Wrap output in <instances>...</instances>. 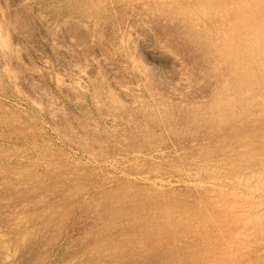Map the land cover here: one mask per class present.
<instances>
[{"label": "rangeland", "instance_id": "1", "mask_svg": "<svg viewBox=\"0 0 264 264\" xmlns=\"http://www.w3.org/2000/svg\"><path fill=\"white\" fill-rule=\"evenodd\" d=\"M263 12L0 0V264H264Z\"/></svg>", "mask_w": 264, "mask_h": 264}, {"label": "bare ground", "instance_id": "2", "mask_svg": "<svg viewBox=\"0 0 264 264\" xmlns=\"http://www.w3.org/2000/svg\"><path fill=\"white\" fill-rule=\"evenodd\" d=\"M8 1H10V0H8ZM105 1H106V0H105ZM134 1H135V0H134ZM136 1H137V0H136ZM164 1H165V0H164ZM240 1H241V0H240ZM92 2H93V1H92ZM119 2H120V1H119ZM181 2H182V1H181ZM198 2H199V1H198ZM198 2H197V3H198ZM238 2H239V1H238ZM243 2L245 3V1H243ZM256 2H257V1H256ZM82 3H83V2H82ZM107 3H108V2H107ZM213 3H214V2H213ZM216 3H217V2H216ZM230 3H231V2H230ZM232 3H233V2H232ZM260 3H261V5H262V1H261ZM92 4H94V3H92ZM155 4H156V3H155ZM155 4H154V6H155ZM246 4H247V3H246ZM254 4H255V3H254ZM36 5H37V4H36ZM99 5H100V4H99ZM111 5H112V4H111ZM127 5H128V4H127ZM127 5H126V6H127ZM204 5H205V4H204ZM226 5L228 6V4H226ZM240 5H242V4L240 3ZM261 5H259V6L261 7ZM108 6H109V5H108ZM155 7H156V6H155ZM228 7H229V6H228ZM237 7H238V6H237ZM252 7H253V6H251V8H252ZM86 8H87V7H86ZM100 8H101V7H100ZM147 8H148V7H147ZM149 8H150V7H149ZM81 9H82V8H81ZM207 9H209V8H207ZM218 9H219V7H218ZM242 9H243V8H242ZM242 9H241V10H242ZM102 10H103V9H102ZM180 10H181V9H180ZM203 10H204V9H203ZM245 10H246V9H245ZM245 10H244V11H245ZM40 11H41V10H40ZM84 11H85V10H84ZM208 11H209V10H208ZM216 11H217V10H216ZM232 11H233V10H232ZM229 12H230V11H229ZM234 12H235V11H234ZM254 12H255V11H254ZM254 12H252V15H253ZM103 13H104V12H103ZM199 13H200V12H199ZM256 13H257V12H256ZM258 14H259V13H258ZM263 14H264V12H263ZM27 15H28V14H27ZM84 15H85V14H84ZM104 15H105V14H104ZM171 15H172V14H171ZM201 15H202V14H201ZM213 15H214V14H213ZM28 16H29V15H28ZM199 16H200V15H199ZM205 16H206V15H205ZM180 17H181V16H180ZM201 17H203V16H201ZM242 17H243V16H242ZM249 17H250V16H249ZM249 17H248V18H249ZM72 18H73V17H72ZM262 18H263V17H262ZM45 19H46V18H45ZM77 19H78V18H77ZM184 19H185V18H184ZM187 19H188V18H187ZM236 19H237V18H236ZM244 19H245V16H244ZM250 19H251V18H250ZM263 19H264V18H263ZM248 20H249V19H248ZM248 20H247V21H248ZM260 20H261V19H260ZM260 20H259V21H260ZM250 21H252V19H251ZM253 21H254V19H253ZM263 21H264V20H263ZM39 22H40V21H39ZM194 22H195V21H194ZM261 22H262V20H261ZM261 22H260V23H261ZM207 23H208V22H207ZM236 23H237V22H236ZM262 23H264V22H262ZM186 24H187V23H186ZM186 24H185V25H186ZM232 24H234V23H232ZM239 24H240V23H239ZM253 24H254V23H253ZM192 25H193V24H192ZM196 25H197V24H196ZM214 25H216V24H214ZM223 25H224V24H223ZM244 25H245V24H244ZM251 25H252V24H251ZM251 25H250V26H251ZM262 25H264V24H262ZM262 25L260 24L261 27H262ZM65 26H66V25H65ZM83 26H84V25H83ZM146 26H147V25H146ZM193 26H194V25H193ZM200 26H201V25H200ZM219 26H220V25H219ZM225 26H226V25H225ZM85 27L87 28L86 25H85ZM194 27L196 28V26H194ZM202 27H203V26H202ZM221 27H222V26H221ZM251 27H252V26H251ZM65 28H67V27H65ZM198 28H199V27H198ZM209 28H210V26H209ZM224 28H225V27H224ZM262 28H263V27H262ZM190 29H191V28H190ZM211 29H212V28H211ZM257 29H258V27L256 28V30H257ZM263 29H264V28H263ZM263 29H262V30H263ZM247 30H248V29H247ZM262 30H259V31H262ZM61 31H62V30H61ZM203 31H204V30H203ZM212 31H213V30H212ZM216 31H217V30H216ZM219 31H220V30H219ZM245 31H246V30H245ZM250 31H251V30H250ZM102 32H103V31H102ZM118 32H119V31H118ZM123 32H124V31H123ZM139 32H140V31H139ZM214 32H215V31H214ZM217 32H218V31H217ZM224 32H225V31H224ZM252 32H254V31H252ZM257 32H258V31H257ZM263 32H264V31H263ZM263 32H262V34H263ZM199 33H200V32H199ZM212 33H213V32H212ZM215 33H216V32H215ZM219 33H220V32H219ZM246 33H247V32H246ZM99 34H100V33H99ZM216 34H217V33H216ZM236 34H237V33H235V35H236ZM238 34H239V33H238ZM240 34H241V33H240ZM249 34H251V33H249ZM186 35H187V34H186ZM196 35H197V34H196ZM199 35H200V34H199ZM205 35H206V34H205ZM210 35H211V34H210ZM210 35H209V36H210ZM241 35H242V34H241ZM167 36H168V35H167ZM167 36H166V37H167ZM200 36H201V35H200ZM209 36H208V37H209ZM211 36H212V35H211ZM218 36H219V35H218ZM221 36H222V35H221ZM237 36H238V35H237ZM263 36H264V35H263ZM195 37H196V36H195ZM215 37H216V36H215ZM228 37H229V35H228ZM234 37H235V36H234ZM255 37H256V36H255ZM259 37H260V36H259ZM259 37H257V38H259ZM199 38H200V37H199ZM212 38H213V37H212ZM220 38H221V37H219V39H220ZM239 38H240V37H239ZM243 38H245V37L243 36ZM15 39H16V38H15ZM206 39H207V38H206ZM241 39H242V38H241ZM248 39H249V38H248ZM250 39H251V38H250ZM255 39H256V38H255ZM260 39H261V38H260ZM199 40H200V39H199ZM207 40H208V39H207ZM211 40H212V39H211ZM213 40H214V39H213ZM225 40H226V39H225ZM236 40H237V39H236ZM263 40H264V39H263ZM14 41H15V40H14ZM150 41H151V40H150ZM215 41H217V39H215ZM237 41H239V40H237ZM244 41H245V40H244ZM253 41H254V40H253ZM121 42H122V41H121ZM128 42H129V41H128ZM203 42H204V41H203ZM209 42H210V41H209ZM209 42H208V43H209ZM212 42H214V41H212ZM221 42H222V41H221ZM241 42H242V41H241ZM257 42H258V41H257ZM259 42H260V41H259ZM259 42H258V43H259ZM58 43H59V42H58ZM208 43H206V44H208ZM242 43H243V42H242ZM242 43H241V44H242ZM250 43L253 44V42H250ZM258 43H257V44H258ZM262 43H263V42L261 41L260 44H262ZM162 44H163V43H162ZM219 44H220V43H219ZM228 44H229V42H228ZM251 44H250V45H251ZM257 44H256V45H257ZM76 45H77V44H76ZM204 45H205V43H204ZM208 45H209V44H208ZM210 45H211V44H210ZM217 45H218V44H217ZM234 45H235V44H234ZM248 45H249V44H248ZM254 45H255V44H254ZM256 45H255V47H256ZM145 46H146V44H145ZM206 46H207V45H206ZM215 46H216V45H215ZM242 46H243V45H242ZM244 46H245V45H244ZM167 47H168V45H167ZM218 47H219V46H218ZM232 47H233V46H232ZM234 47H235V46H234ZM234 47H233V48H234ZM251 47H252V46H251ZM251 47H250V49H251ZM253 47H254V46H253ZM50 48H51V47H50ZM55 48H56V46H55ZM115 48H116V47H115ZM168 48H169V47H168ZM210 48H211V47H210ZM210 48H209V49H210ZM224 48H225V46H224ZM224 48H223V49H224ZM236 48H239V47H237V45H236ZM242 48H244V47H242ZM247 48H248V47H247ZM247 48H246V50H247ZM259 48H260V45H259L258 49L256 48V50L258 51ZM261 48H262V46H261ZM261 48H260V49H261ZM263 48H264V47H263ZM263 48H262L261 50H263ZM119 49H121V48H119ZM119 49H118V50H119ZM169 49H170V48H169ZM228 49H229V48H228ZM244 49H245V48H244ZM244 49H243V50H244ZM248 49H249V48H248ZM253 49H254V48H253ZM2 50H3V49H2ZM113 50H114V49H113ZM136 50H138V49H136ZM226 50H227V49H226ZM234 50H236V49L234 48ZM234 50H232V51H234ZM246 50H244V51L247 52ZM14 51H15V49H14ZM38 51H39V50H38ZM211 51H212V50H211ZM211 51L209 52V54L212 53ZM215 51H217V50H215ZM215 51L213 50L214 53H215ZM219 51H220V50H219ZM229 51H230V50H229ZM250 51H252V50H250ZM254 51H255V50H254ZM65 52H66V51H65ZM114 52H115V51H114ZM121 52H122V51H121ZM222 52H223V51H222ZM238 52H239V51H238ZM240 52H242V51H240ZM259 52H260V51H259ZM33 53H34V51H33ZM223 53H224V52H223ZM223 53H222V54H223ZM228 53H231V51L228 52ZM254 53H255V52H254ZM67 54H68V53H67ZM124 54H125V52H124ZM174 54H175V53H174ZM207 54H208V53H207ZM207 54H206V55H207ZM212 54H213V53H212ZM217 54H219V53H217ZM231 54H232V53H231ZM241 54H242V53H241ZM247 54H248L249 56L251 55V57H252V53L250 54V53L248 52ZM256 54L258 55V53H256ZM260 54H261V53H260ZM219 55H221V54H219ZM225 55H226V54H225ZM239 55H240V54H239ZM248 55H247V56H248ZM254 55H255V54H254ZM37 56H38V55H37ZM40 56H41V55H40ZM43 56H44V55H43ZM100 56H102V54H101ZM147 56H148V55H147ZM210 56H212V55H210ZM221 56H222V55H221ZM232 56H233V55H232ZM232 56H231V58H232ZM241 56H242V55H241ZM255 56H256V55H255ZM261 56H262V54H261ZM178 57H179V56H178ZM237 57H238V56H237ZM244 57H245V56H244ZM103 58H104V57H103ZM124 58H125V57H124ZM224 58H225V57H224ZM239 58H240V57H239ZM245 58L248 59L247 57H245ZM255 58H256V57H255ZM241 59H242V58H240V60H241ZM257 59H258V58H257ZM257 59H256V60H257ZM260 59H262V58H260ZM263 59H264V58H263ZM263 59H262V60H263ZM60 60H61V59H60ZM148 60H149V59H148ZM180 60H181V59H180ZM216 60H217V59H216ZM220 60H221V59H220ZM236 60H237V59H236ZM240 60H239V61H240ZM249 60H250V59H248V61H249ZM44 61H45V60H44ZM244 61H245V60H244ZM244 61L242 60V62H244ZM248 61H247V62H248ZM257 61L259 62V60H257ZM257 61H256V63L258 64ZM214 62H215V61H214ZM240 62H241V61H240ZM242 62H241V63H242ZM251 62H252V58H251ZM218 63H219V62H218ZM238 63H239V62H238ZM45 64H46V62H45ZM55 64H56V63H55ZM79 64H80V63H79ZM171 64H172V63H171ZM210 64H211V63H210ZM234 64H235V63H234ZM254 64H255V63H254ZM254 64H253V65H254ZM260 64H261V61H260L259 65H260ZM2 65H4V64H2ZM212 65H213V64H212ZM214 65H215V64H214ZM237 65H238V64H237ZM243 65H244V63H243ZM255 65H256V64H255ZM76 66H77V65H76ZM251 66H252V65H251ZM88 67H89V66H88ZM163 67H164V65H163ZM214 67L217 68V66H214ZM241 67H243V66H241ZM81 68H82V67H81ZM246 68H247V67H246ZM74 69H76V68H74ZM211 69H212V68H211ZM213 69H214V68H213ZM234 69H235V68H234ZM261 69L264 71L263 68H261ZM54 70H55V69H54ZM80 70H82V69H80ZM236 70H237V68H236ZM233 71H234V70H233ZM233 71H232V72H233ZM255 71H257V70H254V71L252 70L251 72H255ZM259 71H260V69H259ZM55 72H56V71H55ZM83 72H84V71H83ZM171 72H172V71H171ZM230 72H231V71H230ZM241 72H242V71H241ZM65 73H66V72H65ZM75 73H76V72H75ZM164 73H165V72H164ZM62 74H64V73H62ZM260 74H262V72H261ZM2 75H3V74H2ZM64 75H65V74H64ZM171 75H172V74H171ZM230 76H231V75H230ZM251 76H253V75H251ZM3 77H4V76H3ZM53 77H54V76H53ZM62 77H63V76H62ZM71 77H72V76H71ZM93 77H94V76H93ZM253 77H254V79H255V76H253ZM253 77H252V78H253ZM261 77H262V76H261ZM261 77H260V78H261ZM72 78H73V77H72ZM228 78H229V77H228ZM37 79H38V78H37ZM178 79H179V78H178ZM186 79H187V78H186ZM245 79H246V78H245ZM256 79H257V78H256ZM263 79H264V77H263ZM263 79H262L261 81H263ZM38 80H39V79H38ZM76 80H77V79H76ZM257 80H258V79H257ZM13 81H14V80H13ZM242 81H244V80H242ZM249 81H250V80H249ZM147 82H148V81H147ZM151 82H152V81H151ZM255 82H256V81H255ZM255 82H254V83H255ZM258 82H259V80H258ZM0 83H1V82H0ZM239 83H240V82H239ZM241 83H242V82H241ZM241 83H240V84H241ZM251 83L253 84V86H250V84H249V86H250L251 88L254 87V86H256V88L258 87V86L255 85L253 82H251ZM27 84H28V83H27ZM175 85H176V84H175ZM245 85H246V83H245ZM260 85H261V84H260ZM260 85H259V86H260ZM262 85H263V84H262ZM42 86H43V85H42ZM56 86H57V85H56ZM237 86L239 87L238 84H237ZM243 86H244V85H243ZM243 86H242V87H243ZM247 86H248V85H247ZM250 87H248V88H250ZM262 87H263V86H262ZM223 88H224V87H223ZM150 89H151V88H150ZM262 89H263V88H262ZM39 90H40V89H39ZM226 90H227V89H225V91H226ZM239 90H240V89H238V91H239ZM246 90H248V89H246ZM256 90H257V89H256ZM58 91H59V90H58ZM243 91H244V90H243ZM248 91H250V90H248ZM252 91H253V90H252ZM259 91H262V90L260 89ZM20 92H22V91H20ZM43 92H44V91H43ZM155 92H156V91H155ZM227 92H228V91H227ZM234 92H235V91H234ZM236 92H237V90H236ZM246 92H247V91H246ZM246 92H244V93L246 94ZM254 92H255V90H254ZM256 92H257V91H256ZM85 93H86V92H85ZM158 93H159V92H158ZM158 93H157V94H158ZM180 93H181V92H180ZM248 93H249V92H248ZM160 94H161V93H160ZM160 94H159V95H160ZM168 94H169V93H168ZM178 94H179V93H178ZM226 94H229V95H230L231 93H226ZM226 94H225V95H226ZM238 94H243V93L239 92ZM245 94H244V95H245ZM261 94L264 95V93H261ZM261 94H260V95H261ZM57 95H58V94H57ZM235 95H237V94L234 93V96H235ZM246 95H247V94H246ZM161 96H162V95H161ZM161 96H158V97H161ZM226 96H228V95H226ZM230 96H231V95H230ZM230 96H229V97H230ZM250 96H251V95H249V97H250ZM258 96H259V95H258ZM158 97H157V98H158ZM237 97H238V96H236L235 98H237ZM239 97H240V96H239ZM241 97H242V96H241ZM241 97H240V98H241ZM252 97H253V96H251V98H252ZM260 97L263 98L262 96H260ZM221 98H222V97H221ZM223 98H224V97H223ZM225 98H226V97H225ZM225 98H224V100H225ZM231 98H232V97H230V99H231ZM245 98L247 99V96H246ZM245 98H244V99H245ZM254 98H255V97H254ZM46 99H47V97H46ZM218 99H219V98H217V102L219 103V100H220V99H219V100H218ZM227 99H228V98H227ZM237 99H239V98H237ZM151 100H152V99H151ZM161 100L163 101V100H165V99L163 98V99H161ZM168 100H169V99H168ZM207 100H208V99H207ZM211 100H212V99H211ZM211 100L209 101L210 103H211ZM213 100H214V99H213ZM222 100H223V99H222ZM256 100H257V99H256ZM259 100H260V98H259ZM55 101H56V100H55ZM187 101H188V100H187ZM230 101H231V100H230ZM233 101H234V98H233ZM238 101H240V100H238ZM257 101H258V100H257ZM160 102H161V101H160ZM184 102H185V101H184ZM188 102H191V101H188ZM205 102H206V101H205ZM205 102H204V103H205ZM207 102H208V101H207ZM207 102L205 103V105L207 104ZM220 102H221V101H220ZM226 102H229V100H228V101H225V103H226ZM245 102H246V101H245ZM260 102L262 103V107H263V103H264L263 100L260 101ZM113 103H114V102H113ZM176 103H177V102H176ZM178 103H179V102H178ZM197 103H200V102H197ZM197 103H196V104H197ZM202 103H203V102H202ZM212 103H213V102H212ZM214 103H216V102H214ZM214 103H213V104H214ZM225 103H224V104H225ZM231 103L233 104V102H231ZM231 103H230V104H231ZM247 103H248V102H247ZM255 103H257V102H255ZM92 104H93V103H92ZM162 104H163V102H162ZM164 104H166V103H164ZM181 104H182V103H181ZM185 104H186V102H185ZM187 104H188V103H187ZM216 104H217V103H216ZM238 104H239V103H238ZM249 104H250V103H248V105H249ZM178 105H179V104H178ZM190 105H191V104H190ZM194 105H195V104H194ZM194 105H192V106H194ZM201 105H202V104H201ZM203 105H204V104H203ZM211 105H212V104H211ZM219 105H221V104H219ZM239 105H240V104H239ZM252 105H253V104H251V106H252ZM254 105H255V104H254ZM254 105H253V106H254ZM257 105H258V104H257ZM259 105H260V104H259ZM91 106H92V105H91ZM91 106H90V107H91ZM122 106H123V105H122ZM157 106H158V105H157ZM166 106H167V105H166ZM179 106H180V105H179ZM179 106H178V107H179ZM198 106H199V105H197V108H198ZM225 106H226V105H225ZM235 106H236V105H235ZM150 107H151V106H150ZM178 107H177V108H178ZM180 107H181V106H180ZM184 107H185V106H184ZM188 107H190V106H188ZM195 107H196V106H195ZM199 107H200V106H199ZM207 107H210V106H207ZM216 107H218V106L216 105ZM219 107H220V106H219ZM219 107H218V108H219ZM222 107H223V103H222ZM227 107H228V106H227ZM227 107H226V108H227ZM244 107L246 108V106H244ZM254 107H258V106L255 105ZM254 107H253V108H254ZM164 108H165V107H164ZM204 108L206 109V107H204ZM210 108H212V106H211ZM213 108H214V107H213ZM218 108H215V109H216V110H219ZM226 108H225V109H226ZM228 108H229V107H228ZM232 108H233V107H232ZM234 108H235V107H234ZM250 108H251V107H250ZM146 109H147V108H146ZM148 109H149V108H148ZM183 109H184V108H183ZM186 109H187V108H186ZM193 109H194V108H193ZM225 109H224V108H223V109L220 108V110H223V111H224ZM241 109H243V107H242ZM170 110H171V109H170ZM194 110H196V109H194ZM197 110H198V109H197ZM202 110L205 111V110L203 109V107H202ZM210 110H212L211 112H213V109H210ZM226 110H228V109H226ZM226 110H225V111H226ZM243 110H246V109H243ZM243 110H242V111H243ZM190 111H191V110H190ZM203 111H202V112H203ZM214 111H215V110H214ZM108 112H110V111H108ZM124 112H125V111H124ZM205 112H206V111H205ZM211 112H210V113H211ZM246 112H247V111H246ZM183 113H184V112H183ZM200 113H201V112H200ZM200 113H198V114H200ZM176 114H177V113H176ZM205 114H207V113H205ZM212 114H213V113H212ZM229 114H230V113H229ZM257 114H258V113H257ZM261 114H262V113H261ZM66 115H67V114H66ZM163 115H164V114H163ZM181 115H182V114H181ZM216 115H217V113H216ZM68 116H69V115H68ZM183 116H184V115H183ZM204 116H205V115H204ZM204 116L202 115V117H204ZM208 116H210V114H209ZM208 116H207V117H208ZM221 116H222V115H221ZM259 116H260V113H259ZM262 116H263V115H262ZM70 117H72V116H70ZM147 117H148V116H147ZM158 117H159V116H158ZM193 117H195V116H193ZM236 117H237V116H236ZM240 117H241V115H240ZM257 117H258V116H257ZM120 118H121V117H120ZM212 118H213V117H212ZM214 118H215V116H214ZM218 118H220V117H218ZM197 119H198V117H197ZM199 119H200V118H199ZM231 119H232V118H231ZM180 120H182V119H180ZM206 120H207V118H206ZM212 120H213V119H212ZM222 120H223V119H222ZM200 121H202V120H200ZM200 121H199V122H200ZM207 121H208V120H207ZM214 121H215V120H214ZM204 122L206 123L205 120H204ZM204 122L202 121V123H204ZM233 122H234V121H233ZM139 123H140V122H139ZM188 123H189V122H188ZM210 123H211V122H210ZM216 123H217V122H216ZM135 124H136V123H135ZM146 124H147V123H146ZM218 124H219V123H218ZM205 125H206V124H205ZM207 125H208V122H207ZM203 126H204V125H203ZM219 126H220V125H219ZM140 130H141V129H140ZM143 130H144V129H143ZM204 130H205V129H204ZM147 132H148V131H147ZM262 139H263V138H262ZM56 140H57V139H56ZM101 140H102V139H101ZM226 146H227V145H226ZM254 147H255V146H254ZM153 148H154V147H153ZM156 148H157V147H156ZM169 149H170V148H169ZM209 149H210V148H209ZM225 149H226V148H225ZM203 150H204V149H203ZM90 154H91V153H90ZM184 154H185V153H184ZM171 155H172V154H171ZM182 155H183V154H182ZM53 156H54V155H53ZM192 156H193V155H192ZM78 159H79V158H78ZM163 159H164V158H163ZM69 160H70V159H69ZM192 161H193V160H192ZM71 162H72V161H71ZM196 162H197V161H196ZM198 162H199V161H198ZM210 162H211V161H210ZM125 164H126V163H125ZM198 164H199V163H198ZM53 171H54V170H53ZM208 171H209V170H208ZM25 174H26V173H25ZM109 174H110V173H109ZM119 174H120V173H119ZM20 175H21V174H20ZM249 176H250V175H249ZM87 177H88V176H87ZM192 177H193V176H192ZM250 177H251V176H250ZM156 178H158V177H156ZM66 180H67V179H66ZM162 180H163V179H162ZM243 180H244V179H243ZM251 180H252V179H251ZM197 181H198V180H197ZM201 181H202V180H201ZM206 182H207V181H206ZM198 183H199V182H198ZM173 184H174V183H173ZM219 186H221V185H219ZM211 187H212V186H211ZM143 188H144V186H143ZM158 197H159V196H158ZM160 197H161V196H160ZM216 198H217V197H216ZM240 198H241V197H240ZM145 199H146V198H145ZM155 203H156V202H155ZM164 204H165V203H164ZM236 204H237V203H236ZM222 205H223V204H222ZM213 206H214V205H213ZM219 206H220V205H219ZM237 206H238V205H237ZM162 208H163V207H162ZM178 208H180V207H178ZM153 209H154V208H153ZM160 209H161V208H160ZM181 210H182V208H181ZM174 212H175V211H174ZM181 212H182V211H181ZM165 213H166V212H165ZM184 214H185V213H184ZM187 214H188V213H187ZM177 216H178V215H177ZM132 217H133V216H132ZM152 217H153V216H152ZM163 217H164V216H163ZM147 219H148V218H147ZM171 219H172V218H171ZM183 219H184V218H183ZM160 220H161V219H160ZM181 220H182V219H181ZM143 221H144V220H143ZM151 221H152V220H151ZM178 221H179V220H178ZM191 222H192V221H191ZM171 223H172V222H171ZM186 223H187V222H186ZM187 224H188V223H187ZM157 225H158V224H157ZM167 226H168V225H167ZM175 226H176V225H175ZM195 226H196V225H195ZM182 227H183V226H182ZM242 228H243V227H242ZM30 229H31V228H30ZM132 229H133V227H132ZM245 229H246V228H245ZM129 230H130V229H129ZM134 231H135V230H134ZM139 231H140V230H139ZM170 231H171V229H170ZM141 232H142V231H141ZM155 232H156V231H155ZM168 232H169V231H168ZM188 232H189V231H188ZM255 232H256V231H255ZM120 233H121V232H120ZM173 233H174V232H173ZM128 234H129V233H128ZM139 234H140V233H139ZM179 237H180V236H179ZM182 237H183V236H182ZM1 238H2V237H1ZM152 239H153V238H152ZM152 239H151V240H152ZM190 239H191V238H190ZM194 239H195V238H194ZM159 241H160V240H159ZM149 242H150V241H149ZM161 242H162V241H161ZM146 245H147V244H146ZM172 246H173V245H172ZM189 246H190V245H189ZM180 248H181V247H180ZM195 248H196V247H195ZM137 253H138V252H137ZM202 253H203V252H202ZM115 256H116V255H115ZM9 258H10V257H9ZM2 259H3V258H2ZM3 260H4V259H3Z\"/></svg>", "mask_w": 264, "mask_h": 264}]
</instances>
